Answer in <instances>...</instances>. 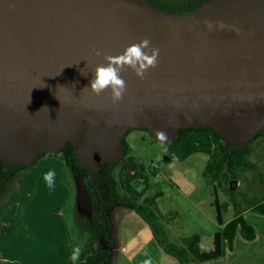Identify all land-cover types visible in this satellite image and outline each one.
Listing matches in <instances>:
<instances>
[{"label":"water","instance_id":"1","mask_svg":"<svg viewBox=\"0 0 264 264\" xmlns=\"http://www.w3.org/2000/svg\"><path fill=\"white\" fill-rule=\"evenodd\" d=\"M146 36L159 63L143 80L125 68L123 100L85 88L104 55ZM207 126L236 148L264 133V0H203L184 12L148 0H0L4 164H30L70 142L92 177L123 156L133 128L156 139L163 129L169 141Z\"/></svg>","mask_w":264,"mask_h":264},{"label":"rangeland","instance_id":"2","mask_svg":"<svg viewBox=\"0 0 264 264\" xmlns=\"http://www.w3.org/2000/svg\"><path fill=\"white\" fill-rule=\"evenodd\" d=\"M125 140L130 145V153L137 161L144 164L145 172L149 177L144 196L162 191L156 199L157 213L167 228V236L171 239L182 240L198 234L199 246L203 248L202 250L210 249L213 247L214 233L223 228L217 220V205H219L222 220L226 222L234 217V206L244 211L249 209L247 206L251 202L256 199L261 201L264 196V135L250 142L247 145L248 149L238 152L245 163L237 166L236 176L228 177L226 181L213 180L211 175L205 171L207 153L192 152L181 160L167 152L169 160H166L164 158L165 147L162 142L142 128L129 130L125 134ZM56 154L53 152L52 156L58 158ZM118 167L119 164H114L106 169L113 178H116ZM126 172L131 173L132 169L128 168ZM43 184L48 192V195L44 196L45 200L56 201L64 198L60 213L61 221L66 225L73 246H79L80 251H85L92 235L91 216L95 209V199L92 198L82 181L66 167L58 175L54 186L49 187L44 180ZM143 187V182L138 183L137 189ZM230 189L233 192H230ZM58 213L53 203L50 214L56 217ZM109 213L110 209L108 215ZM244 213L243 217L249 225L254 227L255 235L260 234L259 241L252 245V248L255 254L262 256L261 253H264V212L249 209ZM135 228H137L136 224H130L125 226L123 231L121 227L119 231L126 234L129 231H136ZM239 236L245 238L241 231L238 232ZM92 240L94 245L106 244V241L97 233L93 234ZM258 254L253 260L257 259Z\"/></svg>","mask_w":264,"mask_h":264},{"label":"trees","instance_id":"3","mask_svg":"<svg viewBox=\"0 0 264 264\" xmlns=\"http://www.w3.org/2000/svg\"><path fill=\"white\" fill-rule=\"evenodd\" d=\"M195 7V4H188L182 7L172 8L171 10L184 12L192 10ZM161 8L167 9L168 7L162 6ZM145 130L148 131V129ZM260 135H264V133H257L250 142ZM122 140L125 146L123 156L112 162L102 164L93 177H89L91 171L85 168L73 156V146L70 142H67L61 149L56 151V153L61 154L66 168L82 181L92 198L95 199V209L91 216V239L87 243V249L79 255L78 264H115L111 260L113 237L108 211L116 204L134 209L148 223L154 238L162 246L164 251L173 255L179 264H188L221 256L223 254L222 241L227 240L229 246H231L237 226L240 227L243 237L250 239L255 236L253 227L245 221L242 215L243 210L234 206V217L224 223L221 231L214 233L212 248L201 250L199 248L198 234L185 238L184 244L170 240L157 213L156 199L162 194V191L155 192L150 196H144L145 189L149 183V177L145 172L144 164L137 161L130 153L131 148L125 140V135ZM162 144L169 151L170 155L174 154L181 160L185 159L192 152L207 153L208 158L204 167L205 171L211 175L213 180L223 179L225 181L228 177L236 176L237 166L245 163L238 152L248 149V146L242 148L229 146L209 126L181 128L175 139L162 142ZM45 154L46 152L38 153L30 164H13L12 162L4 164L0 159V193L6 183L19 170L34 164ZM114 164H119L116 178H113L109 170L106 169ZM128 168L132 169L131 173L126 172ZM140 182H143L144 187L137 189L138 183ZM102 184L103 186H101ZM95 191L99 194V203H97V199L95 198ZM230 192H233V190L230 189ZM247 207L264 212V196L261 201L256 199ZM217 220L220 224L223 223L219 205H217ZM95 233L106 241L105 245L101 243L97 245L93 244L92 238Z\"/></svg>","mask_w":264,"mask_h":264},{"label":"crops","instance_id":"4","mask_svg":"<svg viewBox=\"0 0 264 264\" xmlns=\"http://www.w3.org/2000/svg\"><path fill=\"white\" fill-rule=\"evenodd\" d=\"M52 154L42 155L34 164L19 170L0 193V264H78V260H71L73 241L61 221L64 198L44 199L48 192L43 174L55 170L56 180L66 167L63 158H59L60 153L56 154L58 158ZM53 203L59 212L56 217L50 214ZM249 209L242 211V215ZM109 217L113 237L111 260L115 264H143L144 260H150L151 264H179L173 255L164 251L148 223L134 209L116 204L110 208ZM130 224H136L137 230L126 234L119 231ZM164 228L167 234L165 225ZM238 232L239 226L231 246L227 240L222 241L221 256L188 264H264L263 252H260L262 256L256 253L258 257L253 260L256 254L252 245L259 241L260 234L245 239L238 237ZM168 238L184 244V238Z\"/></svg>","mask_w":264,"mask_h":264},{"label":"clouds","instance_id":"5","mask_svg":"<svg viewBox=\"0 0 264 264\" xmlns=\"http://www.w3.org/2000/svg\"><path fill=\"white\" fill-rule=\"evenodd\" d=\"M204 23L208 30L213 29L212 21H204ZM215 27L223 29L225 25L221 21H216ZM96 54L99 55L100 53L97 52ZM159 55V48L151 43L149 37L146 36L138 41H133L120 54L104 55L103 59L106 63L95 66L90 87L85 88L90 89L97 96L107 92L113 103L121 101L127 91V82L121 75L125 68L131 69L140 80H143L148 70L158 65ZM42 108H46L49 112L47 106ZM155 135L161 142L167 141L169 138L163 129H157ZM56 175V171L51 169L43 174V179L49 187L54 186ZM79 255V246L73 247L71 260L75 262L79 259ZM143 264H151V261L144 260Z\"/></svg>","mask_w":264,"mask_h":264},{"label":"flooded vegetation","instance_id":"6","mask_svg":"<svg viewBox=\"0 0 264 264\" xmlns=\"http://www.w3.org/2000/svg\"><path fill=\"white\" fill-rule=\"evenodd\" d=\"M203 0H148L149 4L152 6H156V7H168L169 10H171L172 8H178V7H182L188 4H195V6L199 5ZM167 8V9H168ZM165 152H169L166 148H165Z\"/></svg>","mask_w":264,"mask_h":264},{"label":"bare ground","instance_id":"7","mask_svg":"<svg viewBox=\"0 0 264 264\" xmlns=\"http://www.w3.org/2000/svg\"><path fill=\"white\" fill-rule=\"evenodd\" d=\"M56 153V152H55Z\"/></svg>","mask_w":264,"mask_h":264}]
</instances>
